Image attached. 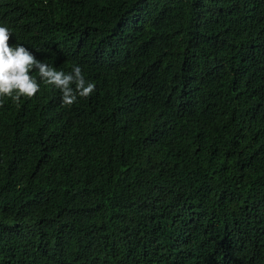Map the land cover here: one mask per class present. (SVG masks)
Listing matches in <instances>:
<instances>
[{
	"label": "trees",
	"instance_id": "16d2710c",
	"mask_svg": "<svg viewBox=\"0 0 264 264\" xmlns=\"http://www.w3.org/2000/svg\"><path fill=\"white\" fill-rule=\"evenodd\" d=\"M0 23L95 83L0 99V264H264V0H0Z\"/></svg>",
	"mask_w": 264,
	"mask_h": 264
},
{
	"label": "clouds",
	"instance_id": "9594fccd",
	"mask_svg": "<svg viewBox=\"0 0 264 264\" xmlns=\"http://www.w3.org/2000/svg\"><path fill=\"white\" fill-rule=\"evenodd\" d=\"M12 29L0 23V99L17 102L21 97L31 98L41 84L58 89L61 103L71 106L78 98H87L95 89L79 64L63 71L36 58L35 53L23 44H9ZM33 70L39 76L33 75Z\"/></svg>",
	"mask_w": 264,
	"mask_h": 264
}]
</instances>
